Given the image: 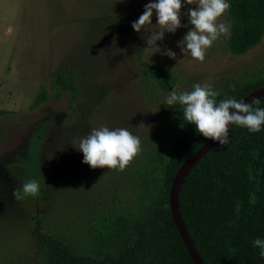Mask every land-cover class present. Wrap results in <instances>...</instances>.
Wrapping results in <instances>:
<instances>
[{
  "label": "rangeland",
  "instance_id": "obj_1",
  "mask_svg": "<svg viewBox=\"0 0 264 264\" xmlns=\"http://www.w3.org/2000/svg\"><path fill=\"white\" fill-rule=\"evenodd\" d=\"M149 2L155 0H0V264L42 262L45 253L33 237L37 219L44 234L77 252H118L157 194L172 148L194 127L178 105H165L168 93L208 82L225 95L264 83V38L236 56L229 32L203 62L185 57L178 42L193 26L183 13L198 7L186 0L187 27L147 48L150 33H137L132 23ZM219 22L230 28L228 11ZM148 64L172 86L164 90ZM68 70L77 92L55 99L54 81ZM42 90L48 99L33 108ZM101 125L140 137L143 150L124 171L82 162L79 139ZM263 167L260 160L253 170L251 207ZM29 178L39 179L40 195L15 200L13 189Z\"/></svg>",
  "mask_w": 264,
  "mask_h": 264
},
{
  "label": "trees",
  "instance_id": "obj_2",
  "mask_svg": "<svg viewBox=\"0 0 264 264\" xmlns=\"http://www.w3.org/2000/svg\"><path fill=\"white\" fill-rule=\"evenodd\" d=\"M230 36L228 47L236 56L246 55L264 38V0H228ZM158 83L167 90L172 83L161 72L147 65ZM75 74L65 71L55 79L58 99L63 91L77 92ZM264 83L247 86L233 94L219 95L244 101ZM48 99L42 90L33 108ZM253 108H264V96ZM230 143L217 144L190 171L179 196L180 214L189 236L204 264H256L262 258L252 241L264 239V167L260 175V193L250 205L253 170L264 162V126L260 132L232 125ZM210 139L191 129L184 140L175 145L165 167L161 185L150 203L132 225V239L118 252L96 255L77 252L58 239L42 232L36 220L33 237L45 253L39 264H196L190 256L170 208V189L177 172Z\"/></svg>",
  "mask_w": 264,
  "mask_h": 264
},
{
  "label": "clouds",
  "instance_id": "obj_3",
  "mask_svg": "<svg viewBox=\"0 0 264 264\" xmlns=\"http://www.w3.org/2000/svg\"><path fill=\"white\" fill-rule=\"evenodd\" d=\"M187 5H198L188 8L183 15L187 16L193 26L178 46L186 56L203 62L207 50L212 47L221 35H228L230 28L219 22L231 7L228 0H186ZM182 0H155L144 7V12L138 20L132 23L137 33L147 35V48H158L157 41L164 39L165 32L175 33L181 27ZM157 17V24H152L153 13ZM153 26H155L153 28ZM167 55L175 58V53L169 51ZM235 90V89H233ZM220 93L214 90L212 84L196 83L191 91H177L173 89L166 97L165 105L179 106L183 112V120L196 126V131L205 138L219 142L221 145L230 143L229 126L245 127L250 133L260 132L264 126V108H253L259 104L254 100L252 104L226 97L218 100ZM78 151L83 153V163L92 169L105 168L124 171L130 161L142 149V141L127 128H109L101 125L92 128L85 137L78 141ZM12 195L17 201H24L28 197L37 198L40 195L39 179L23 180L13 189ZM254 247L260 249V256L264 258V239L256 238L252 241Z\"/></svg>",
  "mask_w": 264,
  "mask_h": 264
},
{
  "label": "water",
  "instance_id": "obj_4",
  "mask_svg": "<svg viewBox=\"0 0 264 264\" xmlns=\"http://www.w3.org/2000/svg\"><path fill=\"white\" fill-rule=\"evenodd\" d=\"M262 96H264V88H260L253 94L249 95L244 101L248 104H252L254 100H257ZM231 126L232 125L229 126V129L231 128ZM218 143L219 142L210 139L193 156H191L177 172L170 189V208L173 221L179 230L181 238L183 239L190 256L196 264H204V262L198 250L196 249L192 238L189 236L184 222L182 221L179 206V196L181 193L183 182L187 175Z\"/></svg>",
  "mask_w": 264,
  "mask_h": 264
}]
</instances>
